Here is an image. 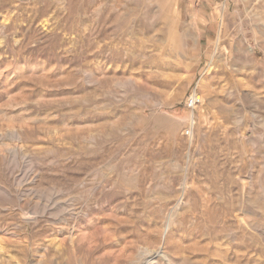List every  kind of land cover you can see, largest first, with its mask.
<instances>
[{
  "label": "rangeland",
  "instance_id": "obj_1",
  "mask_svg": "<svg viewBox=\"0 0 264 264\" xmlns=\"http://www.w3.org/2000/svg\"><path fill=\"white\" fill-rule=\"evenodd\" d=\"M0 264H264V0H0Z\"/></svg>",
  "mask_w": 264,
  "mask_h": 264
},
{
  "label": "built area",
  "instance_id": "obj_2",
  "mask_svg": "<svg viewBox=\"0 0 264 264\" xmlns=\"http://www.w3.org/2000/svg\"><path fill=\"white\" fill-rule=\"evenodd\" d=\"M201 105H202L201 96L196 91H194L187 99V106L194 114L195 111L198 109V107H200ZM191 134H192L191 130L188 129L187 131H185V136L190 137Z\"/></svg>",
  "mask_w": 264,
  "mask_h": 264
},
{
  "label": "crops",
  "instance_id": "obj_3",
  "mask_svg": "<svg viewBox=\"0 0 264 264\" xmlns=\"http://www.w3.org/2000/svg\"><path fill=\"white\" fill-rule=\"evenodd\" d=\"M205 38H206V41H205L206 42V45L207 46H210L211 45V37L206 36Z\"/></svg>",
  "mask_w": 264,
  "mask_h": 264
}]
</instances>
